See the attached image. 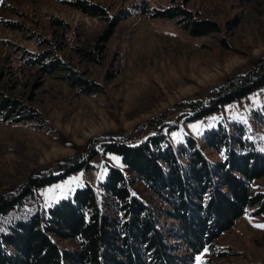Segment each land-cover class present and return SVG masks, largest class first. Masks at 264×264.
<instances>
[{
	"label": "rangeland",
	"instance_id": "374dc122",
	"mask_svg": "<svg viewBox=\"0 0 264 264\" xmlns=\"http://www.w3.org/2000/svg\"><path fill=\"white\" fill-rule=\"evenodd\" d=\"M100 9L90 15L76 6ZM182 8L195 20L217 28L191 35L174 18L154 11ZM13 22L15 27L1 24ZM87 50L88 53H83ZM48 53L97 84L95 93H79L62 71L45 73L29 65L33 54ZM264 56V0H0V89L31 110L35 120H0V194L14 191L29 176L52 172V166L90 150L88 167L33 189L20 210L27 215L71 197L76 188L91 186L100 202L107 166L124 172L134 195L145 203H161L127 169L118 154L100 144L123 139L137 143L164 134L172 145L191 136L210 161L220 153L202 144L205 130L231 123L264 151V86L193 120L189 102L205 100L209 91L234 72L245 71ZM55 171V170H54ZM264 191V176L251 181ZM102 208L112 214L105 204ZM251 208L195 254L190 264H264V214ZM27 215L25 217H27ZM24 217V218H25ZM64 246L71 242L59 241Z\"/></svg>",
	"mask_w": 264,
	"mask_h": 264
},
{
	"label": "trees",
	"instance_id": "16d2710c",
	"mask_svg": "<svg viewBox=\"0 0 264 264\" xmlns=\"http://www.w3.org/2000/svg\"><path fill=\"white\" fill-rule=\"evenodd\" d=\"M76 6L90 15L100 11L82 1ZM154 14L165 18L181 16L176 21L194 36L217 30L213 22L192 19L182 8L155 10ZM1 24L12 28L16 25ZM33 55L26 60L29 65L45 73L62 71L61 77L76 86L79 93L100 91L97 84L74 74L56 57L48 53ZM262 86L264 56L254 60L245 71L225 78L209 91L207 99L189 102L191 114L185 119L205 116ZM250 117H260L264 123L260 111H252ZM23 119L37 117L0 89V120ZM231 128L217 125L202 134L203 146L220 153L221 159L217 161L208 160L196 140L188 135L184 143L177 145L170 144L161 133L134 144L123 139L100 144L103 151L121 157L160 206L145 203L134 195L130 186L133 179L107 166L100 185L108 200L100 202L95 190L85 184L69 198L23 214L20 209L35 187L87 168L88 159L96 153L94 149L82 159L75 154L55 163L52 172L29 176L14 191L0 194V264H190L195 254L210 248L214 239L247 208H251L252 214H264V191L254 192L251 188L253 179L264 176V151L244 137L241 124L232 122ZM105 204L112 214L102 208ZM64 240L71 245L59 243Z\"/></svg>",
	"mask_w": 264,
	"mask_h": 264
}]
</instances>
